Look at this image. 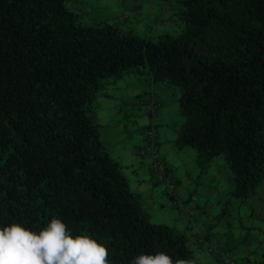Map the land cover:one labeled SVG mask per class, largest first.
I'll use <instances>...</instances> for the list:
<instances>
[{"label": "trees", "instance_id": "1", "mask_svg": "<svg viewBox=\"0 0 264 264\" xmlns=\"http://www.w3.org/2000/svg\"><path fill=\"white\" fill-rule=\"evenodd\" d=\"M69 1L0 0V224L38 230L55 216L74 236L107 247L110 264L158 251L199 264L200 248L223 264L208 243L239 264L209 234L195 248L183 232L149 220L86 107L104 80L128 72L173 87L182 116L175 147H193L202 169L222 158L231 179L225 204L256 195L264 179V0H172L182 28L155 38L105 19L81 23ZM144 143L142 151L153 145L146 134Z\"/></svg>", "mask_w": 264, "mask_h": 264}, {"label": "rangeland", "instance_id": "2", "mask_svg": "<svg viewBox=\"0 0 264 264\" xmlns=\"http://www.w3.org/2000/svg\"><path fill=\"white\" fill-rule=\"evenodd\" d=\"M68 4L72 7L71 10L76 13V19L81 23H92L105 19L116 25L120 30H129L139 36L155 38L165 32L178 33L182 28V23L178 17V5L172 0H70ZM146 79L147 77L144 74L138 75L134 72H128L121 77L104 80L96 95L89 102L90 110L86 107L87 115L91 118L95 114L97 120L102 124L108 123L111 119L109 123L116 121L120 128L126 123L129 130L133 127V122H130V120H134V117L128 116V121L124 120L126 118L124 114L129 113L128 108L132 106L137 110L134 112H138V114L141 111L143 112L141 114L146 113L144 115L147 118L146 120H148V111L145 105V108L142 107L143 104H141L142 100L140 99L145 98L146 100L149 98L159 102L165 96V104L158 105L155 110L157 112V117L154 119L155 128L158 129L160 138L157 151L160 153L159 156L163 155L167 161L169 159L173 167L172 173L174 175L170 174L169 176L166 175V177L173 183L175 178L178 177L180 179V187L174 183V194H177V189L178 191L180 189L181 197L183 198L192 193L188 201L180 200L178 206H193L195 200L198 202L201 198V194L203 197L204 188L202 183L209 185L208 187L213 194L208 197L207 202L212 207L206 210V213L197 214L194 219L195 222H202L207 226L210 225L213 236L225 234L230 240H236L237 237L244 239V245L254 253V256L250 255L252 264H264V258H262V255H264V214L261 218L259 214H262V210L258 207L264 204V179L256 195H252L242 203L231 199L229 204H225L224 201L228 196L231 179L229 169L222 158L219 156L215 157L208 167L206 166L202 169L196 163V153L193 147L176 148L173 143L176 128L182 122V116L177 105L178 94L176 89L170 87L172 94H166L167 91H158L156 95L160 97L159 99L152 95L141 94L135 100L141 106L133 103L134 97L132 95L140 92L141 81H146ZM147 88L145 87V89ZM159 112H165V116L160 119V122H158ZM136 120L139 123L143 121L141 118H136ZM150 122H152L151 119ZM147 125L143 130L144 135ZM118 137L122 136L119 134ZM119 145L121 146L122 142L117 141L116 144H111V146L107 147L111 156L119 164L122 173L126 176L129 186L135 189L129 174H127L126 166H124L126 165L125 161L121 160L116 154V149ZM161 156L160 158L163 161ZM150 172L152 178L155 179L153 171L150 170ZM137 173L141 176V172L138 169ZM208 178L209 180H207ZM158 183L163 188V184L161 182ZM138 195L140 206L150 221L165 223L175 231L183 232L190 239L189 243L192 240V244L196 242L194 239L197 240V238L201 237V234L193 235L194 230H189L188 227H185V221H182V218L184 214L187 215L186 207H182L181 211L177 210L165 192H162V205L146 201L142 193ZM223 208L224 210H222ZM190 224L189 222L188 226ZM212 239L214 240V238ZM197 255L204 259L206 264L212 262L205 251H199ZM261 259L263 260L260 261Z\"/></svg>", "mask_w": 264, "mask_h": 264}, {"label": "crops", "instance_id": "3", "mask_svg": "<svg viewBox=\"0 0 264 264\" xmlns=\"http://www.w3.org/2000/svg\"><path fill=\"white\" fill-rule=\"evenodd\" d=\"M140 85H142V87L140 88L141 89L140 92L135 91L136 93H134L132 95L134 97L133 103H135V105H137V106L139 104L136 103L135 100H136V98L140 97L141 94L152 95L156 99L160 98V97H157V95H156V93L160 90L161 91H167L166 94H168V93L172 94V91H171L169 86L161 84L159 82L151 81L149 79H146V81H141ZM145 87H148V88L145 89ZM164 98H165V96L162 97L159 100V102L156 100L155 101L158 103L159 106H161V105L165 104ZM139 106H141V105H139ZM142 107L145 108L144 105ZM87 108H89V110H90V103L88 104ZM138 109H140V108H138ZM146 109H145V111H146ZM128 110H129V113L124 114L126 117L124 120L128 121V116L134 117V120H132V121L130 120V122H133L132 123L133 127L129 130L127 128L128 124H126V123H124L123 126L120 128L116 124V121H114L113 123H109L111 121V119L109 120L108 123L102 124L101 122H99L97 120L95 114L91 118L93 119V121H95L96 123L99 124L102 142L104 144V147L107 150V153L109 154V156L112 159H115V158L111 156L109 148L107 146H111V144H116L117 141L122 142V145L121 146L119 145L117 147L116 154L119 158H121V160L123 159L126 163V165H124V166H126L125 168L127 169V174H129V176H130L129 178H131L132 184L134 186L133 188H135V189H132L128 183L129 188L138 194L142 193L143 197L146 201L162 205V203H163L162 192L164 193V190L162 188V185L160 187L159 183L154 178H152V176H151L152 174L150 172V167H149L150 161L152 159V154L149 150L142 151V147L145 144L144 143V131L143 130L146 128V125L147 124L150 125V123L153 124V126L155 127L154 119L157 117L156 116L157 112L156 111L153 113L148 112V120H146L147 118L144 115L146 113L141 114V113H143L141 111L138 114V112L137 113L134 112L137 110H135L132 106L130 108H128ZM158 116H159L158 122H160V119H162V117L165 116V112H159ZM136 118H141L143 120L142 123L137 122ZM150 119L152 120V122L149 123ZM155 130H156L155 132L157 134V141H158L157 147H159V140H160L159 131L156 128H155ZM119 134L122 137H118ZM158 154H160V153L158 152ZM161 157L163 158V161L167 167V176H169L170 174L174 175V173H172L173 167L171 166V162H169V159L167 161L163 155ZM137 169L141 172V176L138 175ZM212 175H211V177H213ZM174 178H175V176H174ZM209 178L207 180H209ZM173 181H174L175 185L180 187V179L178 177L175 178V180H173ZM208 186L209 185H204V183H202V187L204 188L203 197L201 194V198L198 200V202L195 200L193 206H186L187 215L184 214V217L182 218V221H185L184 222L185 227H188L189 230L193 229L194 230L193 235L194 234L195 235L201 234V236H203L205 234H209L212 238L216 239L220 244L225 246L231 252L233 257L235 259L239 260V264H252V261L250 260V258H251V256H254V253H252V251H250L248 249V247H246V245H244V239H240L239 237H237L236 240H230V238L225 234L222 236H220V234H218L217 236H213V234L211 232V226L210 225L207 226V225L203 224L202 222H197V223L195 222L194 219H195L197 214H201L203 212L206 213V210H209V208L212 207V206H209L210 203L207 202L208 197L213 194ZM191 195H192V193H189L188 196L183 198V197H181L180 189H179V191L177 189L176 196H177L179 201L183 200L184 202H186V201H188L189 198H191ZM258 207L260 210H262V214H259L262 218V215L264 214L263 213L264 208L262 206H258ZM176 209L179 211L182 210V209L177 208V207H176ZM189 222L191 224L188 226ZM194 241H196V239H194ZM190 245L194 246L195 248L197 246L196 242H195V244H194V242L192 244V240L190 241ZM199 251H203V250L201 248L196 249L195 250V257L198 259L199 264H206V262H204L205 260L200 258L197 255ZM209 257L211 258V261H212L209 264H220L219 262H217V259L214 256L209 255ZM262 258H264V255H262ZM262 260L263 259H261L260 261H262Z\"/></svg>", "mask_w": 264, "mask_h": 264}, {"label": "clouds", "instance_id": "4", "mask_svg": "<svg viewBox=\"0 0 264 264\" xmlns=\"http://www.w3.org/2000/svg\"><path fill=\"white\" fill-rule=\"evenodd\" d=\"M109 250L88 235H73L62 219L33 230L13 220L0 224V264H110ZM129 264H191L163 251L140 254Z\"/></svg>", "mask_w": 264, "mask_h": 264}, {"label": "built area", "instance_id": "5", "mask_svg": "<svg viewBox=\"0 0 264 264\" xmlns=\"http://www.w3.org/2000/svg\"><path fill=\"white\" fill-rule=\"evenodd\" d=\"M141 104H143V102L145 104V107L147 108L148 112L153 113L155 107L157 106V104L155 105L149 98H147L145 100V98L140 99ZM146 137L147 139H150L151 143H154V135H155V130L153 127V124L150 123V125L147 127L146 129ZM147 150H149L152 154V159L150 161L149 167L150 170L153 171V173L155 174V179L158 182H161L163 184V190L165 192L166 195H173L174 194V183L166 177L165 175V169L163 164L161 163V160L159 159L158 153L156 152L157 147L156 145H150ZM208 250L211 251L223 264H234L233 259L230 257L229 252L225 249H221L219 248L216 244L214 243H208L207 244Z\"/></svg>", "mask_w": 264, "mask_h": 264}]
</instances>
